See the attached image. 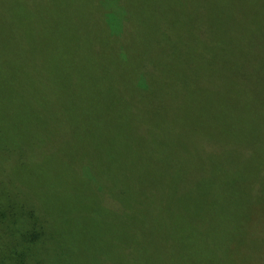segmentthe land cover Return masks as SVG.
Segmentation results:
<instances>
[{
    "label": "trees",
    "instance_id": "obj_1",
    "mask_svg": "<svg viewBox=\"0 0 264 264\" xmlns=\"http://www.w3.org/2000/svg\"><path fill=\"white\" fill-rule=\"evenodd\" d=\"M108 1L0 0L20 48L0 41V183L8 194L0 196V264H51L62 253L72 264H139L133 242H153L156 204L195 205L218 183L232 185L233 204L249 213L243 232L223 245L204 237L192 250L216 264H264V44L230 33L257 56L187 65L193 41L213 36L212 0H188V8L186 0H112L124 15L116 24ZM203 3L208 11L198 18ZM23 10L39 42L26 37ZM92 19V30L82 25ZM47 49L61 59L64 86L42 66ZM184 63L182 79L163 73ZM156 103L166 105L146 111ZM117 114L162 154L155 183L139 197L143 215L119 198L92 143L97 126ZM191 126L205 138L187 137ZM199 143L219 146L208 164L186 161ZM18 164L33 168L29 183L16 175ZM157 252L161 264L177 263L172 242Z\"/></svg>",
    "mask_w": 264,
    "mask_h": 264
},
{
    "label": "rangeland",
    "instance_id": "obj_2",
    "mask_svg": "<svg viewBox=\"0 0 264 264\" xmlns=\"http://www.w3.org/2000/svg\"><path fill=\"white\" fill-rule=\"evenodd\" d=\"M187 1L184 3L183 8L190 6ZM106 7L116 17L112 19L115 22L114 24L123 18L124 15L121 9L117 7L114 1H108ZM154 8L158 9L157 6H154ZM208 8L213 22V36L207 42L193 41V54L187 65L220 60L230 56H253L255 58L257 54L253 55L249 52L245 42L239 40L237 37L235 39L229 34L239 33L240 37L249 42L248 46L253 41V44L258 42L264 44V0H229V4H227L226 0H212ZM208 8L206 3H203L200 6L198 18L204 17ZM23 14L22 17H18H21L20 24L22 29L29 41H36L33 25L34 17L26 11ZM183 18L187 20L189 18L188 14L184 15ZM52 19L57 24L58 20L60 21V18L57 16H53ZM6 20L5 15L0 12V41L6 45L7 50L18 54L20 48L16 47L15 44L17 40L14 37L15 32ZM82 25L92 30L97 24L92 19L89 23ZM201 26L205 30L203 23ZM130 35L133 39H136L137 33L131 30ZM36 42H39V40ZM43 55L46 63H42V66L46 67V71L52 82L64 86L61 59L49 49L44 50ZM13 58L12 56L11 61H14ZM5 61V59L2 60V62ZM187 65L184 63L179 67L166 66L163 68V73L174 79H182L183 70ZM0 72H3V68L1 67ZM165 105L166 103L152 104L146 108V111L153 109L155 113H158L159 111L156 107L161 108ZM104 112L103 116H107L108 113L106 112H109V110ZM198 124L204 127L202 123L200 124V121ZM102 126H97L98 130L95 132L96 135H93L94 139L92 143L106 156L112 180L118 187L119 198L127 202L133 212L137 211L143 215L146 207L139 201V197L142 190L151 189L149 187L155 183V164L160 163L161 151L152 144L145 145L133 133H130L126 120L120 114L111 117L105 123L103 130ZM194 127L198 126H191L187 129L185 131L186 136L191 137L201 134L205 138L202 131ZM205 127L208 128L207 124ZM192 133L193 135H191ZM180 139L186 140L183 133H181ZM193 151L197 154V158H193V152L190 149L187 162L190 164H208V155H216L219 152V146L205 149L199 143L198 147L193 149ZM14 170L21 181L25 183L30 182L33 175V168L31 166L28 164H18ZM233 191L234 187L229 183H218L207 190L202 195V199L195 205H173L167 199L157 203L156 217L148 228L152 229L150 232L152 238L149 240L153 242L147 244H141L137 241L133 242V247L137 249L139 264H161V256L157 250L166 246L168 242H172L175 246L176 264H216L212 260L196 255L192 248L202 241L204 237L210 238L217 245L238 241V237L243 232L244 220L249 216V213L242 211L233 204ZM2 195L8 194H6V190H4L0 183V196ZM51 264H72V262L68 255L62 253L53 257Z\"/></svg>",
    "mask_w": 264,
    "mask_h": 264
}]
</instances>
